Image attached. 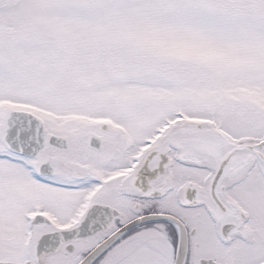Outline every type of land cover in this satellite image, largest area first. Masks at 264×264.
Returning a JSON list of instances; mask_svg holds the SVG:
<instances>
[{"label": "snow or ice", "instance_id": "snow-or-ice-1", "mask_svg": "<svg viewBox=\"0 0 264 264\" xmlns=\"http://www.w3.org/2000/svg\"><path fill=\"white\" fill-rule=\"evenodd\" d=\"M0 264H264V0H0Z\"/></svg>", "mask_w": 264, "mask_h": 264}]
</instances>
